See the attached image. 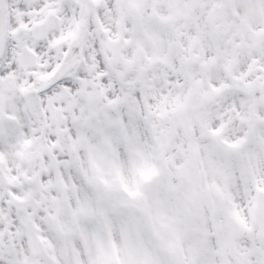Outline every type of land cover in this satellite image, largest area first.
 <instances>
[{"label":"snow or ice","instance_id":"snow-or-ice-1","mask_svg":"<svg viewBox=\"0 0 264 264\" xmlns=\"http://www.w3.org/2000/svg\"><path fill=\"white\" fill-rule=\"evenodd\" d=\"M0 264H264V0H0Z\"/></svg>","mask_w":264,"mask_h":264}]
</instances>
